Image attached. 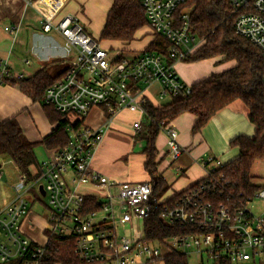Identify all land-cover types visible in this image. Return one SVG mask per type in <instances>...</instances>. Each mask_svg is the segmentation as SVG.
Segmentation results:
<instances>
[{"label": "built area", "instance_id": "built-area-1", "mask_svg": "<svg viewBox=\"0 0 264 264\" xmlns=\"http://www.w3.org/2000/svg\"><path fill=\"white\" fill-rule=\"evenodd\" d=\"M235 13L234 31L257 46L264 55V0H230ZM186 0H141L147 25L154 35L167 41L164 53L143 49L134 55L116 53L85 31L79 17L66 14L55 20L54 11L42 19L44 32L57 30L63 37L65 56L73 61L64 75L55 80L44 102L69 116L65 145L53 149L31 175L19 172L13 198H0V264H45V250L52 237L73 239V252L84 264H153L176 248L188 256L201 258L199 264H264V206L255 213L248 206L264 201V187L243 206L215 204L204 197L214 188L208 165L222 166L214 157L201 162L207 168L205 181L179 196L156 201L151 181H117L91 166L104 131L126 111L134 113L130 127L136 133L143 124L150 87L157 83L158 99L174 97L189 86L177 76L175 63L184 61L201 44L190 28ZM18 32V26H6ZM28 62V61H26ZM7 59L0 61V83L22 79ZM264 78V75H263ZM93 107H101L104 122L98 127L85 123ZM79 124V127L73 126ZM160 131L167 137L168 152L175 160L184 152L172 121H162ZM0 163V179L3 178ZM105 186L107 195L96 197L100 208L86 212V195L81 185ZM116 191L113 192L112 189ZM35 189L37 195L29 193ZM43 192V193H42ZM94 197V196H92ZM176 197V198H175ZM164 205L161 219L168 224L195 226L185 235H175L163 243L144 240V218L155 203ZM45 199V202L43 201ZM35 202H43L46 213L40 229L43 241L27 236L23 222ZM121 227L123 233H118ZM127 227V228H126Z\"/></svg>", "mask_w": 264, "mask_h": 264}, {"label": "trees", "instance_id": "trees-1", "mask_svg": "<svg viewBox=\"0 0 264 264\" xmlns=\"http://www.w3.org/2000/svg\"><path fill=\"white\" fill-rule=\"evenodd\" d=\"M189 10L191 32L202 44L184 61H196L216 56L223 60H234L236 65L189 86V93L184 90L162 105L146 104V115L142 127L136 132L135 139L146 142L143 149L144 169L151 176L152 196L158 201L167 191L164 178L157 175L156 137L160 133L162 121H172L184 112L196 116L192 131L198 132L207 121L220 109L235 100L244 102L248 109V118L255 126L253 137L237 136L231 142L238 147L239 154L222 166L209 168L214 181V188L209 187L204 197L215 204L243 206L263 184L252 181V166L257 160L264 159V55L261 50L234 31L235 13L230 0H186L180 7ZM147 25L141 0H112L99 40L128 43L136 32ZM151 40L146 49L164 53L167 41L160 36ZM63 72L62 75H64ZM62 75L52 76L47 68L42 67L36 73L8 83L18 84L20 90L34 102H39L51 122L56 126L41 141L32 142L25 134L15 117L0 120V155H6L16 165L18 171L31 175L37 169L35 149L38 145L46 149L59 148L69 139L67 126L69 116L59 112L53 105L44 102L46 89ZM79 127V124L73 126ZM208 177L200 180L205 181ZM180 191L176 196L194 188ZM207 181V180H206ZM176 198V197H175ZM155 203L152 211L144 218V240L163 243L175 235H185L196 230L195 226L168 224L160 215L166 204ZM96 197H86V212L100 208ZM188 255L171 248L163 256L164 264H188ZM45 264H84L73 252V239L52 237L45 250Z\"/></svg>", "mask_w": 264, "mask_h": 264}, {"label": "crops", "instance_id": "crops-1", "mask_svg": "<svg viewBox=\"0 0 264 264\" xmlns=\"http://www.w3.org/2000/svg\"><path fill=\"white\" fill-rule=\"evenodd\" d=\"M111 4L112 0H0V61L7 59L10 69L14 73L22 74L23 78L36 73L42 67L47 68L52 76L62 75L73 61L75 52L72 56L66 57L62 35L55 29L44 32L42 19L53 10L55 20L66 14H74L79 17L86 32L90 35L98 33L100 36ZM6 26H18V32L15 34L6 30ZM146 26L136 32L137 34L144 29L142 31L144 34L140 38L149 36L148 42L140 49L130 46L136 34L128 43L115 41L121 45V49L123 48L121 50L123 54L130 56L147 48L154 36L148 34L151 30ZM235 65L234 60H223V56H216L196 61H178L175 63V71L178 78L190 86L212 73L222 72ZM157 91L159 85L155 83L148 93L153 105H162L170 100L158 99ZM94 112L97 113L95 124L88 123L86 119L85 123L98 127L104 122L101 107H93L86 118ZM11 117L16 118L23 133L32 142L41 141L57 124L48 119L42 105L32 101L20 90L18 84L0 83V120ZM122 118L130 120L129 128L124 129L120 126ZM136 118V114L124 111L116 117L113 125L104 131L103 141L91 163L94 170L117 181L151 180L143 166L145 160L143 149L146 142L135 139L136 133H132L130 127L132 120ZM195 120L196 116L190 112H184L172 120L178 132L179 142L184 148V152L175 160L168 152L166 135L162 132L156 137L157 175L162 176L168 186L160 200L171 198L172 195L204 179L208 167L202 164L203 159L214 157L223 164L234 159L239 150L231 144L232 140L237 136L253 137L255 133V126L248 118V109L239 99L217 111L196 133L192 131ZM120 142L123 146H118ZM135 148L138 149L136 153L132 151ZM53 149H46L48 155ZM123 157L130 158L128 164L123 163ZM208 166L213 167L216 164L214 162ZM15 168L18 170L16 165ZM99 188L108 192L105 186ZM112 191L115 192L116 189L113 188ZM31 218V215L25 218L23 230L27 236L35 239L32 233L35 230L40 233L43 225L36 227ZM196 257L200 262L201 258ZM153 264L164 262L158 260Z\"/></svg>", "mask_w": 264, "mask_h": 264}, {"label": "rangeland", "instance_id": "rangeland-1", "mask_svg": "<svg viewBox=\"0 0 264 264\" xmlns=\"http://www.w3.org/2000/svg\"><path fill=\"white\" fill-rule=\"evenodd\" d=\"M146 27H148V26H146ZM143 30L139 31L136 34V38L130 44L131 47H133L135 49H140L141 47H143L148 42V40H149L148 35H145V37H143L142 39L140 38L142 36V34H144L142 32ZM148 34L151 35L153 33L149 32ZM92 35H93V37L100 39L98 36V33H92ZM153 36H154V38H157L156 35L153 34ZM101 44L104 47L111 49V55L112 54L116 55V53H118V54L122 53L121 50H123V48L121 49V45L118 42L101 39ZM9 80H11V79H9ZM9 80H6L4 83H8ZM168 99H169V97L166 96L163 100L167 101ZM96 114L97 113L94 112L88 118H86L87 122L92 124V125L95 124V122H96L95 118H97ZM93 118H94V120H93ZM120 122H121L120 126L122 128H124V129L129 128L130 120L128 118H122V119H120ZM160 134H162L161 131H160V133H158V135H160ZM121 145H122V142H120V144L118 146H121ZM136 148H135V150H132V151H135L134 153H136L138 151V149H136ZM35 153H36L37 160L39 162H42L48 158L47 150L42 145H38L36 147ZM129 159L123 157V163L128 164ZM0 163H3L2 169L4 172L3 178L0 179V198L1 199L6 198V197L13 198V196L18 193L15 190L13 185L17 181L19 171L15 168V165L13 164V162L6 155H0ZM35 171H36V169H33V172H35ZM251 173L253 175V178H252L253 183L263 184V182H264V159L257 160L253 164ZM79 190L82 193L99 195L101 197V199L107 195V192L105 189L99 188V186H96V185H90V184L81 185ZM29 193L33 196L37 195V192L35 189L30 190ZM43 201L45 202V199ZM248 206L251 208V210L253 212L258 213V212H260V209L264 206V201L254 200ZM30 210L31 211L29 212V215H31V217H32L31 220H33V222L36 224V227L37 226L41 227L44 224L42 218H44V214L46 213V210L44 209L43 202L33 203L30 207ZM119 232L121 234L123 233V230L121 229V227L118 228V233ZM32 236L38 241L44 240L43 236L41 235V233L38 232V230H35V232L32 233ZM198 262H199V259L196 256L192 255V256L188 257V264H198Z\"/></svg>", "mask_w": 264, "mask_h": 264}, {"label": "water", "instance_id": "water-1", "mask_svg": "<svg viewBox=\"0 0 264 264\" xmlns=\"http://www.w3.org/2000/svg\"><path fill=\"white\" fill-rule=\"evenodd\" d=\"M43 193V192H42Z\"/></svg>", "mask_w": 264, "mask_h": 264}]
</instances>
